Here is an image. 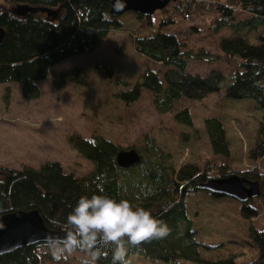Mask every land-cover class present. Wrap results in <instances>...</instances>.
<instances>
[{"label": "trees", "instance_id": "16d2710c", "mask_svg": "<svg viewBox=\"0 0 264 264\" xmlns=\"http://www.w3.org/2000/svg\"><path fill=\"white\" fill-rule=\"evenodd\" d=\"M111 0H0V27L5 31L0 43V83L13 82L25 99L38 98L39 82L53 73L52 67L70 57L92 51L113 28L121 26L119 16L110 14ZM162 8L157 24L151 16L132 14L150 26L147 35H133L134 50L147 60L164 68L162 72L145 70L140 80L118 93L127 105H133L145 89L153 108L161 114L172 113V120L192 127L189 110L179 108L183 101L201 100L224 89L229 99H252L264 110V0H169ZM44 7L56 11L54 18L45 13L19 16L16 6ZM167 10H169L167 12ZM155 14V13H154ZM205 19L212 16L207 29L214 36L220 55H206L187 50L176 31H167L177 15ZM198 30V27H192ZM226 30L224 36L221 31ZM256 32L255 42L249 40ZM225 62L231 71L211 68L205 75L186 71L189 60ZM81 68L75 66L56 74L55 86L82 81ZM8 95V89H6ZM204 127L214 159L192 162L173 160L172 153L159 147L154 137L145 134L142 143L131 145L139 162L128 168L117 165L116 155L122 149L106 138L68 137L71 146L91 163V169L80 176L65 172L56 161H46L37 169L0 168V215L18 210H38L50 229H65L66 218L81 196L107 195L117 201L129 200L163 220L169 234L139 246H128L129 255L137 254L166 264L191 260L199 264H264V230L249 224V244L257 250L254 258L238 262L233 257L210 260L201 257L192 220L187 216V200L203 190L199 184L212 178L237 174L258 181L259 205L239 203L241 216L251 221L264 206V171L233 169L225 124L218 116L204 119ZM264 156V113L256 127L254 142L248 150L253 164ZM205 191V190H203ZM207 192V191H206ZM209 193V192H208ZM221 197L220 195H214ZM251 223V222H250ZM66 230V229H65ZM42 243L17 248L0 255V264H43L54 261L40 252ZM96 264H113L111 249Z\"/></svg>", "mask_w": 264, "mask_h": 264}, {"label": "rangeland", "instance_id": "374dc122", "mask_svg": "<svg viewBox=\"0 0 264 264\" xmlns=\"http://www.w3.org/2000/svg\"><path fill=\"white\" fill-rule=\"evenodd\" d=\"M1 3V2H0ZM171 2L167 6L169 7ZM157 10L153 21L160 18ZM169 10H167L168 12ZM134 13V12H133ZM212 16L204 19L194 14L184 18L177 15L176 22L167 31H176L187 50L206 55H220L214 36L206 25ZM120 27L113 28L92 50L55 64L46 80L39 82L38 98L25 99L17 83H0V168H38L46 161L58 162L65 172L80 176L91 169V163L83 158L68 141L78 134L85 138H106L122 149L142 143L147 133L155 138L160 148L172 153L175 161L200 162L214 159L204 127V119L218 116L225 124L232 152L230 168L264 171V156L253 164L248 160V150L254 142L256 127L264 113L252 99H229L224 89L201 100L183 101L192 127H184L172 120V113H158L152 106L150 93L143 89L133 105H127L118 93L140 80L147 69L164 70L159 64L140 56L130 41L133 35H147L146 26L132 11L119 16ZM198 27L194 30L192 27ZM226 30L221 31L224 36ZM256 32H250L249 40L255 42ZM75 66L81 68L80 83L55 86L56 74ZM211 68L227 73L231 66L225 62L189 60L186 71L205 75ZM8 89V95H6ZM260 187V185H259ZM261 193V192H260ZM260 194L250 198L252 206L259 205ZM239 201L227 197H215L200 190L187 200V216L192 220L199 243L201 257L210 260L233 257L243 262L254 258L257 250L250 246L248 226L264 230V206L259 208L251 223L240 214ZM40 252H46L41 248ZM83 254L76 253L59 264H82ZM129 264H166L133 254L127 257ZM43 264H57L47 260ZM177 264H199L181 260Z\"/></svg>", "mask_w": 264, "mask_h": 264}, {"label": "clouds", "instance_id": "9594fccd", "mask_svg": "<svg viewBox=\"0 0 264 264\" xmlns=\"http://www.w3.org/2000/svg\"><path fill=\"white\" fill-rule=\"evenodd\" d=\"M65 234L48 235L42 248L59 264L76 253L82 264H96L111 249L113 264H129L128 246L165 238L168 225L127 199L117 201L107 195L81 196L68 214Z\"/></svg>", "mask_w": 264, "mask_h": 264}, {"label": "water", "instance_id": "95a60500", "mask_svg": "<svg viewBox=\"0 0 264 264\" xmlns=\"http://www.w3.org/2000/svg\"><path fill=\"white\" fill-rule=\"evenodd\" d=\"M169 0H111L110 14L118 17L124 12L132 11L143 16H151L161 10ZM42 12L54 18L56 11L44 7L28 5L16 6L15 13L24 16L27 13ZM4 29L0 27V43L4 36ZM117 165L128 168L139 162V155L135 149H121L116 155ZM199 188L210 194L227 196L241 203L260 194L258 181L242 178L237 174L227 177L212 178L199 184ZM65 234V229L55 230L46 226L38 210H18L0 215V255L12 252L17 248L41 243L48 235Z\"/></svg>", "mask_w": 264, "mask_h": 264}, {"label": "built area", "instance_id": "2783aa9c", "mask_svg": "<svg viewBox=\"0 0 264 264\" xmlns=\"http://www.w3.org/2000/svg\"><path fill=\"white\" fill-rule=\"evenodd\" d=\"M187 17V16H186Z\"/></svg>", "mask_w": 264, "mask_h": 264}, {"label": "flooded vegetation", "instance_id": "af4514ba", "mask_svg": "<svg viewBox=\"0 0 264 264\" xmlns=\"http://www.w3.org/2000/svg\"><path fill=\"white\" fill-rule=\"evenodd\" d=\"M1 175V174H0Z\"/></svg>", "mask_w": 264, "mask_h": 264}]
</instances>
